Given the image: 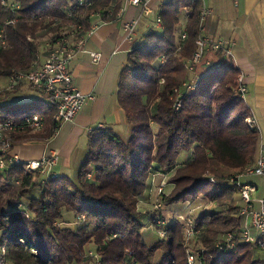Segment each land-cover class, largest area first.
<instances>
[{
  "label": "trees",
  "instance_id": "trees-1",
  "mask_svg": "<svg viewBox=\"0 0 264 264\" xmlns=\"http://www.w3.org/2000/svg\"><path fill=\"white\" fill-rule=\"evenodd\" d=\"M12 2L19 4L17 10L0 2V27L8 43L0 50V79L38 68L61 43L75 46L96 17L115 20L124 5V0ZM201 8V0H165L158 12L161 27H152L129 52L118 84L119 104L131 128L126 141L110 129L94 130L76 177L41 183L23 163L0 168V243L7 246L0 264H95L87 256L90 248L100 264H186L189 248L205 249V264H264L251 244L223 250L216 245L228 232L238 236L244 225L238 181L255 184L257 176H237L256 163L261 133L248 126L252 111L236 94L240 70L232 59L213 69L202 63L196 88L183 87L194 77L185 64L197 50ZM205 57L220 59L222 51ZM20 86L0 90V121L20 120L14 111ZM44 104L43 129L8 132L13 148L50 139L59 130L55 106ZM165 174L172 188L161 195L163 209L144 212L140 200L152 177ZM188 204L186 215L199 231L190 238L187 224L175 216ZM201 204L214 206L192 214ZM168 207L170 218L164 212ZM68 212L75 219L84 216L80 226L63 224ZM157 215L167 220V237L155 234L148 243L145 226L158 228Z\"/></svg>",
  "mask_w": 264,
  "mask_h": 264
},
{
  "label": "crops",
  "instance_id": "crops-1",
  "mask_svg": "<svg viewBox=\"0 0 264 264\" xmlns=\"http://www.w3.org/2000/svg\"><path fill=\"white\" fill-rule=\"evenodd\" d=\"M164 2L151 0L149 5L158 14ZM207 2L212 6V13L206 20L204 34L210 39L224 41L231 49V59L247 85L245 101L256 120L264 145V0ZM94 20L93 32L70 62L76 85L84 94L93 95L94 98L88 99L76 118L63 123L50 139H35L14 148L24 161L41 159L50 150H56L60 159L55 170L60 176L77 175L94 130L110 129L123 140L128 139L131 128L118 100L119 78L133 46L141 42L154 27V15H143L142 7L134 5L125 6L115 20L105 22L99 17ZM132 20H138V23L134 39L129 42L124 24ZM94 52L102 54L98 63L93 62ZM3 80L6 81V78ZM26 87L20 86V94H26ZM182 157L189 156L183 154ZM254 183L258 186L254 196L264 198V176L255 177ZM148 229L147 232L151 234L154 228L150 226Z\"/></svg>",
  "mask_w": 264,
  "mask_h": 264
},
{
  "label": "built area",
  "instance_id": "built-area-1",
  "mask_svg": "<svg viewBox=\"0 0 264 264\" xmlns=\"http://www.w3.org/2000/svg\"><path fill=\"white\" fill-rule=\"evenodd\" d=\"M195 1V0H190ZM202 1V8L200 11L199 28L200 33L196 40L197 50L193 54V57L185 64L187 70L194 76L192 81L184 82L183 87L188 90H194L196 88L197 80L200 75L197 73L199 65H204L209 68H218L223 66L226 61L231 59V49L226 46L222 40H213L208 38L205 34V24L209 15L212 13V6L208 4L207 0ZM3 6H10L12 10H17L19 4L12 2V0H0ZM84 2V0H80ZM151 0H124V5L121 8L119 15L127 5L141 6L143 15H154V27L160 28L162 24L159 13L155 14L154 10L150 7ZM138 20L127 21L124 24L126 31V40L131 42L134 39L135 28ZM95 24L92 25L87 36L84 37L75 46L66 43H61L50 51L45 61L41 66L28 72H17L6 78V81L0 79V90H12L22 84H31L32 87L39 93V97L44 101L51 102L56 109L55 119L60 123V127L63 123L73 121L80 110L83 108L85 102L88 99H93V95L84 94L80 88L76 85L73 73L70 69V62L74 57L77 49L86 41L89 35L93 32ZM186 37V32L182 33V38ZM7 38L4 28L0 27V50L6 48ZM222 51V57L220 59H214L212 57H205L206 53H216ZM100 52L92 53L93 62L98 63L101 59ZM165 58H163L164 60ZM239 86L236 94L240 95L243 99L246 98L247 85L244 82L243 76L239 75ZM4 82V83H2ZM182 96L180 91L179 96ZM182 101L178 98L174 103L175 109H179ZM46 123L45 115L42 113H30L22 115L19 121L9 119L6 121H0V168L3 169L8 164H20L23 163L27 172H36L37 175L34 180L41 183H46L51 178L59 177L60 174L55 170L59 164V153L56 150H50L48 154H45L38 160H23L18 153L14 151L10 140L8 139V132L16 129H23L30 127L35 131L43 129ZM247 123L250 129H259L256 120L249 116ZM59 127V128H60ZM57 133V132H56ZM245 175L248 176H264V145L261 143L258 159L255 164L248 166L244 173L238 175L241 178ZM166 176V175H165ZM214 181V178H210ZM239 183V192L243 201V207L240 214L244 217V225L236 236L233 232H228L217 242V247L220 250L224 248H233L238 242L248 243L253 245L260 256L264 260V198H256L254 194L258 191V186L253 183L242 184ZM165 183H161L157 187L158 194L161 195L164 189ZM258 204V206H256ZM21 207L23 205L20 204ZM189 206V204L187 205ZM163 209V205L160 200L154 205L155 210ZM176 219L187 224L186 233L188 238L199 233L195 230L193 220L191 217L177 212L175 214ZM178 216V217H177ZM80 218V216H79ZM84 219V216H81ZM166 219L157 215L156 224L158 225L157 232L161 239L167 237V231L164 228ZM226 245V247L223 246ZM7 253V246L0 243V263L4 262V257ZM205 249H192L189 248L186 254V264H205L203 255ZM89 256H97L92 250L88 252ZM100 262V259L99 261ZM132 264H136L133 260Z\"/></svg>",
  "mask_w": 264,
  "mask_h": 264
},
{
  "label": "rangeland",
  "instance_id": "rangeland-1",
  "mask_svg": "<svg viewBox=\"0 0 264 264\" xmlns=\"http://www.w3.org/2000/svg\"><path fill=\"white\" fill-rule=\"evenodd\" d=\"M185 18L186 17H184V20H185ZM2 83H4V82H2ZM26 88L28 90V91H26V94H24V93L23 94L22 93L19 94L18 93L17 102L15 104L14 111L16 113H18L19 115H21V116L22 115H27V114H30V113H33V112L42 113V114L46 113L48 111V107L44 104L45 101L42 98H40L39 100H36V101H32L33 98H37V97L39 98V93L35 89L30 87V85L27 86ZM26 88H24V89H26ZM24 89H23V91H24ZM84 159H85V156H83V158H82V160H81V162L79 164L80 166H81L82 162L84 161ZM80 166H78V169L80 168ZM165 175L164 176L163 175L162 176L161 175H156V176L152 177V179H151V187L147 191L145 197H143V199L140 200V206H141V209L144 212H146L148 209L154 208L155 203L157 202V200H160L161 195L164 192H168L172 188V185L167 182L168 181V179H167L168 178V174H165ZM163 182L165 183L164 189H163L162 194L159 195L158 191H157L158 190L157 187ZM213 206L214 205H211V204H206V205L205 204H201V205H198V206L196 205V209L193 211L192 214L196 215L200 211H202L203 209L205 210V209H208V208H213ZM190 209L191 208L186 205L185 210H183V211L182 210H177V212H182V214L186 215L187 213H189ZM164 212H165V215L167 216V218H170V217L173 216V211L170 208L169 209H165ZM67 215H68L67 216V221L68 222L67 223H63V224H67V225L72 226V227L80 226L79 220L80 219L83 220V218H81L82 215L80 216V218L78 216L77 219H75V216H74V214L72 212H70V213L68 212ZM149 227H150L149 225L145 226L144 239L148 243H152V241L155 240L154 233L158 235V232H157V228H155V229H152L151 230L152 233L149 234L147 232V230L148 231L150 230V229H148ZM90 250H92L94 252V254H97L94 251V249H91V248L87 252H89ZM87 256H89V255H87ZM91 257L95 258V261H96L95 264H100V262H98L99 261L98 254H97V256H91Z\"/></svg>",
  "mask_w": 264,
  "mask_h": 264
}]
</instances>
